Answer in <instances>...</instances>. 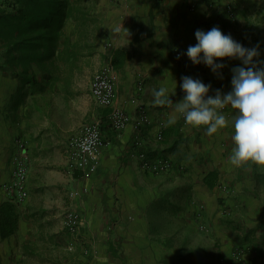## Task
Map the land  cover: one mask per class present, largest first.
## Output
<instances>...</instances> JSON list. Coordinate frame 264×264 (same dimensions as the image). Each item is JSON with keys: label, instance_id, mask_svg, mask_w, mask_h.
<instances>
[{"label": "crops", "instance_id": "crops-1", "mask_svg": "<svg viewBox=\"0 0 264 264\" xmlns=\"http://www.w3.org/2000/svg\"><path fill=\"white\" fill-rule=\"evenodd\" d=\"M96 4L94 13L100 20L95 55L111 63L114 51L126 54L123 66L115 69L118 81L111 107L96 104L91 83L88 90L66 88L64 79L72 80L75 74L52 88L23 87L12 75H0V205L11 200L3 186L12 181L19 140L26 142L30 157L27 197L18 205L19 228L8 240H0V254L21 250L23 255L25 245L36 255L41 248L55 249L67 238L63 226L57 228L60 217L73 210L82 217L78 233L89 249L128 256L148 252L154 264H172L175 260L169 255L183 254L174 250L172 239L183 229L184 208L210 199L205 190L215 198L221 186L230 194L229 205L256 206L261 196L251 191L264 188V166L229 162L235 109L222 110L229 123L209 136L203 126L185 123L173 105H154L152 90L163 85L178 101L184 95L181 77L189 75L210 83L209 95L216 89L230 91L231 68L242 61L226 58L221 77L204 64H193L184 53L197 43V29L219 26L247 47L259 43L264 60V0H96ZM113 108L134 120L146 115L150 122L140 128L129 124L122 131L103 129L108 144L96 173L86 178L70 169L69 142L84 124L101 120L102 111L111 113ZM173 116L176 122L170 124ZM161 158L171 159L169 172L144 169V161ZM211 172L218 173L213 188L203 181ZM169 223L180 224L179 231L169 234ZM143 238L151 240L143 244Z\"/></svg>", "mask_w": 264, "mask_h": 264}, {"label": "trees", "instance_id": "trees-1", "mask_svg": "<svg viewBox=\"0 0 264 264\" xmlns=\"http://www.w3.org/2000/svg\"><path fill=\"white\" fill-rule=\"evenodd\" d=\"M7 3L6 7L0 5V75H12L23 87L52 88L63 82L66 74L71 77L81 72L84 62L95 55L99 20L90 0H9ZM125 58V52L116 50L111 64L120 69ZM109 114V110L102 111L101 131L111 127ZM203 181L213 188L218 173H209ZM18 228V205L11 200L1 203L0 240H8ZM24 251L23 256H38L29 245H25ZM70 262L81 264L75 254Z\"/></svg>", "mask_w": 264, "mask_h": 264}, {"label": "rangeland", "instance_id": "rangeland-1", "mask_svg": "<svg viewBox=\"0 0 264 264\" xmlns=\"http://www.w3.org/2000/svg\"><path fill=\"white\" fill-rule=\"evenodd\" d=\"M8 1L0 0V5L6 7ZM90 7L94 13L97 7L96 0H90ZM107 64L108 58L101 59L98 55H94L84 62L81 72L75 74L72 80L64 79L63 84L74 91L88 90L94 74ZM64 77L66 78L67 74ZM205 191L210 199H201L196 201L194 207L184 208L185 218L181 224L183 229L176 235L177 237L172 239L175 244L174 250H181L183 254L169 255L171 260H175L171 261L172 264H176L175 262L179 264H264V188L258 192L251 191L252 194L261 196L258 204L252 208L241 207L242 202L237 203V207L229 205L227 195L230 194L222 186L216 190L215 198H211L209 190ZM249 209L252 210L251 214ZM68 211L66 210L60 217V223L58 222L57 225V228L63 226L67 234V238L61 241L60 246L57 245L53 250L41 248L43 250L35 257H23L21 250L11 251V253H6V250L5 253L0 254V264H71L70 259L73 254L77 256L81 264H154L153 254L148 252L146 254L138 252L134 256H128L123 253H107L106 250L101 249H89L87 245L82 244V238L78 233L83 225L76 233L72 235L68 233L64 224V217ZM190 219L191 224L188 222ZM161 227L164 226L161 225ZM179 227L180 224H167L168 233L179 231ZM143 239L141 240L143 244L151 240ZM1 245L0 242V247ZM161 257L162 255L158 256V258Z\"/></svg>", "mask_w": 264, "mask_h": 264}, {"label": "clouds", "instance_id": "clouds-1", "mask_svg": "<svg viewBox=\"0 0 264 264\" xmlns=\"http://www.w3.org/2000/svg\"><path fill=\"white\" fill-rule=\"evenodd\" d=\"M114 30L120 31L119 27ZM195 37L197 43L189 45L184 53L193 64H204L222 77L220 70L227 67L223 62L226 58L242 61V65L231 68V90L216 89L215 95H209L210 83L184 75L180 83L184 92L182 99L174 102L168 88L162 85L152 90L153 104L173 105V112L181 114L185 123L198 128L203 126L209 136L228 125L222 110L230 106L236 113L232 121L233 147L229 162L234 166L248 163L264 166V60L260 59L259 43L247 47L219 26L206 31L197 29ZM175 122L173 116L169 123Z\"/></svg>", "mask_w": 264, "mask_h": 264}, {"label": "built area", "instance_id": "built-area-1", "mask_svg": "<svg viewBox=\"0 0 264 264\" xmlns=\"http://www.w3.org/2000/svg\"><path fill=\"white\" fill-rule=\"evenodd\" d=\"M230 17L235 18L232 7H229ZM118 76L111 63L101 67L93 76L91 82V95L96 104L102 108H109L116 98V86ZM226 110V107L223 111ZM109 120L111 126L116 131L124 130L129 124L135 128H140L143 123H149V118L142 115L140 119L134 120L126 112L113 108ZM162 139V135L159 136ZM108 144L101 131V120L84 124L80 133L69 142L70 148V169L82 172L83 176L89 178L95 174L98 168V161L102 149ZM29 153L26 142L18 141L17 152L13 157L14 169L12 181L3 187L9 194L10 199L17 205L22 204L27 197L26 183L29 173ZM143 167L154 174L169 172L173 168V163L169 158H161L155 161H144ZM66 229L71 233H76L82 226V219L78 212L69 210L64 217Z\"/></svg>", "mask_w": 264, "mask_h": 264}]
</instances>
